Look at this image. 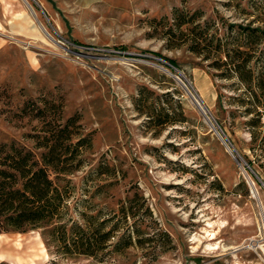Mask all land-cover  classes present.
I'll use <instances>...</instances> for the list:
<instances>
[{
    "label": "rangeland",
    "instance_id": "obj_1",
    "mask_svg": "<svg viewBox=\"0 0 264 264\" xmlns=\"http://www.w3.org/2000/svg\"><path fill=\"white\" fill-rule=\"evenodd\" d=\"M206 20L264 27V0H0V160L54 149L70 169L58 223L122 220L91 253L1 232L0 264H264V111L245 112L215 50L189 48Z\"/></svg>",
    "mask_w": 264,
    "mask_h": 264
},
{
    "label": "trees",
    "instance_id": "obj_2",
    "mask_svg": "<svg viewBox=\"0 0 264 264\" xmlns=\"http://www.w3.org/2000/svg\"><path fill=\"white\" fill-rule=\"evenodd\" d=\"M183 23L186 22L178 24ZM189 26L190 24L186 29L193 34L185 40L189 48L193 52L204 53L206 58L210 57L211 49L215 50L217 55L212 65L218 75L224 79L237 76L242 92L235 96L236 99L250 104L245 112L253 113L259 119L264 111V46L256 64H251V48L252 40L264 41V27L252 26L250 23L239 24L236 36H232L233 24L225 28L215 20H206L193 28L189 29ZM173 62L176 63L174 60ZM221 98L220 95L219 99ZM252 121L254 123L255 120ZM53 150L50 148L41 154V158H37L30 150L22 154L21 149H16L15 152L6 154L5 158L10 157V160H0V233L43 228L46 237L71 240L70 249L79 253H91L92 245L114 236L113 233L118 231L122 220L118 218L111 229L106 231L105 222H97L91 217L84 225L78 222L70 225L66 222L58 223L57 218L64 214L67 203V186L58 181H61L60 174L67 173L70 169L60 158L48 157ZM53 173L55 177H52ZM127 210L122 206L125 221L129 216ZM130 213L136 215L135 212ZM130 229L131 225L117 240H132L134 236ZM133 230L140 233L138 228Z\"/></svg>",
    "mask_w": 264,
    "mask_h": 264
},
{
    "label": "water",
    "instance_id": "obj_3",
    "mask_svg": "<svg viewBox=\"0 0 264 264\" xmlns=\"http://www.w3.org/2000/svg\"><path fill=\"white\" fill-rule=\"evenodd\" d=\"M184 85L187 87V85L184 83ZM197 105L199 106V108L201 109V111L204 113V115L209 119V116L207 114V108L206 106L204 105V103L202 102L201 99H198V98H194ZM212 126L214 127L213 123H212ZM218 132V131H217ZM218 134L220 135V133L218 132ZM257 176V175H256ZM258 177V176H257ZM259 178V177H258ZM262 182V181H261ZM262 184H264V182H262Z\"/></svg>",
    "mask_w": 264,
    "mask_h": 264
},
{
    "label": "built area",
    "instance_id": "obj_4",
    "mask_svg": "<svg viewBox=\"0 0 264 264\" xmlns=\"http://www.w3.org/2000/svg\"><path fill=\"white\" fill-rule=\"evenodd\" d=\"M221 134V133H220ZM226 144H228V146H230V148H234L233 147V145H231V143H226ZM235 149V148H234ZM252 241H254V242H259L260 240H252ZM257 247H259V249L261 250V258H262V261H263V263H264V248L259 244V243H257ZM258 249V248H257Z\"/></svg>",
    "mask_w": 264,
    "mask_h": 264
},
{
    "label": "bare ground",
    "instance_id": "obj_5",
    "mask_svg": "<svg viewBox=\"0 0 264 264\" xmlns=\"http://www.w3.org/2000/svg\"><path fill=\"white\" fill-rule=\"evenodd\" d=\"M225 143V142H224ZM225 145L227 146V148L229 149V151L232 153V155L234 156V154H233V152H236V150L234 149V148H230V146H228V144H226L225 143ZM237 155V154H236ZM219 221V220H218ZM212 223V222H211ZM220 223H222V222H220ZM212 225V224H211ZM223 226V225H222ZM211 227V226H210ZM220 228V227H219ZM209 230V229H208ZM210 232V231H209ZM215 232H216V230H215ZM217 232H218V230H217ZM211 234H212V232H211ZM213 234H214V232H213ZM212 234V235H213ZM213 237V236H212ZM210 238V237H209ZM220 242V241H219ZM212 243V242H211ZM215 244H217V243H215ZM213 245V244H212ZM218 246H219V244H217ZM263 248H264V243H261L260 244ZM205 246H206V244H205ZM216 246V245H215ZM207 247V246H206Z\"/></svg>",
    "mask_w": 264,
    "mask_h": 264
}]
</instances>
